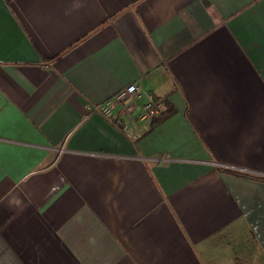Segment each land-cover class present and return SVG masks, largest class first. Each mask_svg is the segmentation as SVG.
<instances>
[{"label": "crops", "instance_id": "crops-1", "mask_svg": "<svg viewBox=\"0 0 264 264\" xmlns=\"http://www.w3.org/2000/svg\"><path fill=\"white\" fill-rule=\"evenodd\" d=\"M0 264H264V0H0Z\"/></svg>", "mask_w": 264, "mask_h": 264}, {"label": "built area", "instance_id": "built-area-1", "mask_svg": "<svg viewBox=\"0 0 264 264\" xmlns=\"http://www.w3.org/2000/svg\"><path fill=\"white\" fill-rule=\"evenodd\" d=\"M143 88L136 82L128 84L124 89L118 91L105 103L95 105V109L106 112V114H112L113 107L117 104H123L126 108L133 109L135 107L136 99L141 96ZM149 100L143 107V111L140 117L143 119H149L161 114L165 110L164 101L154 98L149 94Z\"/></svg>", "mask_w": 264, "mask_h": 264}, {"label": "trees", "instance_id": "trees-1", "mask_svg": "<svg viewBox=\"0 0 264 264\" xmlns=\"http://www.w3.org/2000/svg\"><path fill=\"white\" fill-rule=\"evenodd\" d=\"M173 108L170 105H167L166 110H164L160 116L153 117V123H156L160 120H162L164 117L172 113Z\"/></svg>", "mask_w": 264, "mask_h": 264}]
</instances>
